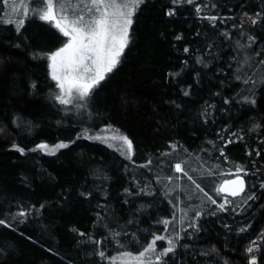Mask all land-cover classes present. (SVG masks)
Instances as JSON below:
<instances>
[{"label":"trees","instance_id":"16d2710c","mask_svg":"<svg viewBox=\"0 0 264 264\" xmlns=\"http://www.w3.org/2000/svg\"><path fill=\"white\" fill-rule=\"evenodd\" d=\"M28 1L0 0V264H109L156 236L162 264H264V0H142L81 108L50 77L67 38ZM105 127L131 159L86 136Z\"/></svg>","mask_w":264,"mask_h":264},{"label":"snow or ice","instance_id":"6c2138e0","mask_svg":"<svg viewBox=\"0 0 264 264\" xmlns=\"http://www.w3.org/2000/svg\"><path fill=\"white\" fill-rule=\"evenodd\" d=\"M7 2L8 0H5V3ZM141 2L142 0H131V3L121 4L118 0H88L85 5L88 18L85 19V15L80 13L74 14V18L69 19L65 13V4L61 0H57L59 11L56 10L53 0H41L45 8L41 13H38L39 18L53 23L64 36L70 38L64 47L49 57L52 61V78L59 82L58 86L65 94L57 97L62 104L72 102L70 98L65 97H71L73 89L81 98L89 95L91 90L105 78V73L111 72L116 67L119 57L128 43L129 28L132 24L131 17ZM79 6V4L76 5V7ZM11 11L26 17L29 11L28 4L24 0H11ZM171 14L169 13V15ZM22 25L23 19H20L18 26ZM95 138L103 139L102 137ZM119 139L124 141L128 149L131 150V140L126 136H121ZM64 147L67 145L61 143L51 151L54 153L56 149ZM37 148L48 150L49 146L40 144L37 145ZM19 150L23 152V149ZM175 168L178 172L183 171L180 164H177ZM237 171H242V169L238 168ZM243 183L242 179L226 180L217 191H229L228 185H239V190L242 191ZM231 194L235 196L237 191L232 190ZM213 202L215 203V201ZM220 207L223 209L224 205L221 204ZM3 223L4 221L0 220V224ZM164 223L168 222L164 221ZM163 239L165 237L156 236L136 259L140 260L145 253L154 251L156 241ZM168 243L172 245L171 240ZM172 251L173 247L170 246L161 254L166 255ZM248 251L251 252L252 249L249 248ZM125 255L130 254L126 253ZM252 264H256L255 260L252 261Z\"/></svg>","mask_w":264,"mask_h":264},{"label":"rangeland","instance_id":"374dc122","mask_svg":"<svg viewBox=\"0 0 264 264\" xmlns=\"http://www.w3.org/2000/svg\"><path fill=\"white\" fill-rule=\"evenodd\" d=\"M39 2H40V0H29L28 1L29 4H31V5L33 4L34 6H37L39 4ZM53 2L56 5V10L59 11V5L57 4V0H53ZM61 2L65 4V13L69 16V19L74 18V14H80V13H83L85 15V19L88 18L87 8L85 7L86 3H88V0H61ZM118 2L121 3V4H123V3H131V0H118ZM77 4H79L80 6L79 7H76ZM43 7H45V5L42 6V9H43ZM110 11H111V9H110ZM124 11H127V10L124 9ZM135 12H136V9H135L134 13ZM134 13H133V15L131 17L132 23H133ZM15 15H17V14H15ZM131 26H132V24H131ZM131 26H130V28H131ZM130 28H129V34H130ZM66 38H67V42L66 43H68V41H69L70 38L69 37H66ZM128 42H129V35H128ZM64 45L61 46L60 48L64 47ZM127 45H128V43H127ZM126 47L124 48L122 54L120 55L119 61H120V59H121V57H122V55H123ZM60 48H58L57 50H59ZM57 50H55V51H57ZM51 54L49 55V57L51 56ZM51 64H52V61L49 58V72H50V77L52 78V74H51L52 73ZM109 73L110 72L105 73V78H106V76ZM103 80H101L100 82H102ZM54 81H55L56 85L58 86V83L59 82L57 80H54ZM100 82H99V84H100ZM99 84H97L91 90V92ZM58 88L60 90V96L61 95H65L64 92L62 91V89L59 86H58ZM90 93H89V95H90ZM87 96H84V97L81 98V97L78 96L76 90L73 89L71 97H67V96L65 97V98H70L72 102L69 103V104H66V105H69V106H74L75 105L77 107H80L81 106L80 104L84 102V100L87 98ZM86 136L89 137V138H91L90 140L93 139V141H98V142L106 145L107 147L113 149L118 154H120L124 159H128V158L131 159L134 156V148H133V145L131 147V150H129L128 147H127V145L124 143V141H122L121 139H119V137L124 136V135L122 133H120L119 131L113 129V128H110V127H107L106 128L105 127V128H102V130L99 131V132L98 131H96V132H92V131L91 132H87L86 133ZM95 137H102L103 139H96ZM54 148H55V146L54 147H49L48 150H45V149L44 150L47 151V152L53 153V151H51V150L54 149ZM57 150L58 149H56L54 151V153ZM164 243H165V246H166L165 249H167L168 247H170V245H169L168 242H164ZM162 245H163V242H162ZM165 249H163V247L161 248V246L157 245V242H156L154 251H150L148 253H145V255L140 260H137L136 259V257L139 256V254H137L135 256L125 255L122 258H120V257L119 258H116V259L111 258L108 263L109 264H162L163 258L166 255H162L161 253ZM157 257H159V259H157Z\"/></svg>","mask_w":264,"mask_h":264},{"label":"water","instance_id":"95a60500","mask_svg":"<svg viewBox=\"0 0 264 264\" xmlns=\"http://www.w3.org/2000/svg\"><path fill=\"white\" fill-rule=\"evenodd\" d=\"M237 179H242L243 182H244L243 183V190L242 191L239 190V185H228L227 187H228L229 191H223V192L226 193V194H228V195L233 196L231 194V191L232 190H236L237 191V195H235V196L241 195L245 191V189H246V182H245V179L243 177H237V178H234L232 180H237Z\"/></svg>","mask_w":264,"mask_h":264}]
</instances>
